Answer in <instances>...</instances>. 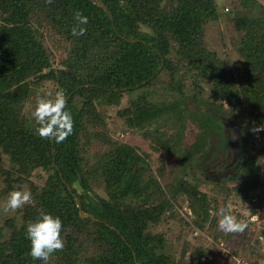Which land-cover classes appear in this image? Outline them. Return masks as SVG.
Listing matches in <instances>:
<instances>
[{
    "label": "trees",
    "instance_id": "obj_1",
    "mask_svg": "<svg viewBox=\"0 0 264 264\" xmlns=\"http://www.w3.org/2000/svg\"><path fill=\"white\" fill-rule=\"evenodd\" d=\"M96 1L107 12L92 0H0V154L10 163L0 167V174L5 192L26 184L34 199L23 207L19 226L8 219L0 227V264H43L31 258L26 237L27 224L41 212L63 221L65 247L51 257L54 264H77L86 242L98 250L87 264H172V256L161 253L164 235L148 228L174 219L184 222L175 209L184 194L196 216L193 223L202 229L209 221L206 194L184 180H196L193 170L207 147L223 154L230 149L227 136L232 134L223 116L242 135L234 151L238 166L230 176L239 183L235 194L246 199L264 188V164L254 154L264 153V144L255 146L245 128L264 123V5L257 0L232 4L229 14L235 12L231 22L242 34L237 51L243 61L234 76L204 40L205 25L219 19L216 0ZM78 11L88 17L87 32L79 37L72 35ZM42 29L68 46L59 69L52 68L42 45ZM189 78L193 88L186 93L183 81ZM42 83L64 92L75 122L74 134L60 144L40 138L38 125L22 115ZM199 83L207 85V98ZM162 88L177 91L181 99L158 104L154 95ZM125 95L127 105L118 108ZM108 108H118L116 117L130 133L142 132L177 158L170 199L152 175L144 181L143 156L101 129ZM186 120L197 130L192 145L182 150ZM153 121L157 127L173 124L174 132L151 135ZM98 142L105 148L91 153L90 146ZM95 184L103 186V195L95 192ZM75 199L96 221L81 218ZM232 253L227 264L238 255Z\"/></svg>",
    "mask_w": 264,
    "mask_h": 264
},
{
    "label": "rangeland",
    "instance_id": "obj_2",
    "mask_svg": "<svg viewBox=\"0 0 264 264\" xmlns=\"http://www.w3.org/2000/svg\"><path fill=\"white\" fill-rule=\"evenodd\" d=\"M257 1L264 5V0ZM238 2L240 1L216 0L219 19L215 22H209L204 27V40L207 48L217 54L219 60L224 63L223 65L234 76H237L241 72L243 66V61L237 51L240 47L242 34L235 30L231 22V18H233L235 12L234 14L233 12L229 14L232 11L231 7L235 6L232 4ZM42 34L44 36L42 45L52 63V68L59 69L61 67L60 62L68 56V46L52 40H56L57 38H48L44 29H42ZM189 79L183 81V88L186 93L192 92L193 88V80L192 78ZM199 85L204 88V97L207 98L209 91L207 85L200 83ZM49 93H56L53 83H42L38 87V90L30 97V100L23 105L22 115L33 124H37L31 115L34 111L37 98L39 96H46ZM154 96V100L158 104L181 99L177 91H165L163 88L159 89ZM128 100L129 97L125 95L118 108L125 107ZM185 106L192 107L190 103L185 104ZM118 108L107 109L108 118L106 119V124L101 129L110 135L113 141L130 145L143 156L147 162L145 168L148 169L144 181L152 175L166 193V199H170L171 189L176 185L175 179L177 176L175 175L178 174L177 158L171 157L165 151L158 149L157 143L149 137H144L142 132L130 133L128 127L116 117L115 113H117ZM223 120L229 124V132L232 134L230 137L227 136L228 142L231 143L230 149L227 150V153L223 154L221 150L210 149V146L207 147V151L199 154L202 159L201 161H197L193 170V177L196 180H184L188 183V186L196 187L206 194L209 205V221L202 223V229L193 223L196 216L188 208L189 203L186 194H184L178 196L175 206L178 215L184 219V222L174 219L169 223L161 222L150 225L148 228L149 232L153 234L159 233L164 235L166 245L161 253L172 256V264H227L230 261V255L233 254L232 250L238 252L236 258L241 257L248 264H264V188L249 192V197L246 199H243L241 195L237 196L235 194L236 191L233 188L239 185V183H233L230 176L234 174L238 166V164L236 165L238 157L234 159V151L239 150L238 145L242 135L230 117L223 116ZM238 122L241 123L240 126H244V117L239 116ZM262 124L264 123L260 122L245 127L247 132L252 134L255 146L264 144V136L262 135L263 131L255 133L252 129L254 126L258 127ZM184 125L183 138L180 143L182 150L192 145L197 130L190 120H186ZM149 129H151V135L154 136H156L157 130L165 136H169L174 132L173 124L167 127L165 125L157 127L154 121ZM226 133L228 134V130ZM104 148L98 142L92 144L89 149L93 153ZM154 148H157V150H154ZM214 151H217V154L213 159H210V155L214 154ZM254 154L257 156V160L264 157V153L256 152ZM259 162L264 164V160H260ZM229 165L231 167L227 176L224 174V170ZM160 166L162 167L161 174L158 171ZM0 167L4 169L10 167L7 158L1 154ZM32 181L38 186L41 185V182L34 176L32 177ZM5 188L6 185L2 181L0 174V227H3L4 222L8 219H11L15 225L19 226L21 224L23 207L15 212L5 213L3 211V204L11 192H5ZM93 188L95 192L103 195L104 189L101 184H95ZM228 189L231 190L230 194L227 193ZM21 190H27V185L24 184ZM229 204H231L232 215L238 220L246 221L249 225L243 233H225L218 228L219 209ZM186 243H188L187 247L184 245ZM97 252L98 250L95 246L92 244L87 245L86 242L77 264H87L90 257L94 256ZM49 264H54V260L50 259Z\"/></svg>",
    "mask_w": 264,
    "mask_h": 264
},
{
    "label": "clouds",
    "instance_id": "obj_3",
    "mask_svg": "<svg viewBox=\"0 0 264 264\" xmlns=\"http://www.w3.org/2000/svg\"><path fill=\"white\" fill-rule=\"evenodd\" d=\"M53 0H46L51 4ZM76 25L72 28L73 36H83L87 29L83 25L88 24V17L82 12L75 13ZM32 118L37 123L36 129L40 138L50 140L56 144L63 143L74 134L75 122L70 110H68L67 97L63 91H57L54 95L39 96L36 100ZM253 132L264 131V124L253 127ZM264 160V157L258 160ZM34 203L33 194L29 190H12L5 203L3 211L15 212L26 204ZM218 228L225 233H243L248 227L244 220H238L231 213V204L221 207L218 212ZM63 221L59 216L41 212L35 221H30L26 228V237L31 243L30 256L33 260H41L43 264H49L54 253L63 251L65 242L62 237Z\"/></svg>",
    "mask_w": 264,
    "mask_h": 264
},
{
    "label": "water",
    "instance_id": "obj_4",
    "mask_svg": "<svg viewBox=\"0 0 264 264\" xmlns=\"http://www.w3.org/2000/svg\"><path fill=\"white\" fill-rule=\"evenodd\" d=\"M92 1L96 2V4H97L98 6H100L105 12H107L105 6H104L101 2L96 1V0H92ZM75 200H76V202H77V208H78L79 215L81 216V218H82V219H90V220H92V221H96L92 215L85 214L84 212H82V210H81V206H80V203H79V200H78V199H75Z\"/></svg>",
    "mask_w": 264,
    "mask_h": 264
},
{
    "label": "built area",
    "instance_id": "obj_5",
    "mask_svg": "<svg viewBox=\"0 0 264 264\" xmlns=\"http://www.w3.org/2000/svg\"><path fill=\"white\" fill-rule=\"evenodd\" d=\"M230 264H248V262L241 257L236 258V256H232Z\"/></svg>",
    "mask_w": 264,
    "mask_h": 264
},
{
    "label": "flooded vegetation",
    "instance_id": "obj_6",
    "mask_svg": "<svg viewBox=\"0 0 264 264\" xmlns=\"http://www.w3.org/2000/svg\"><path fill=\"white\" fill-rule=\"evenodd\" d=\"M231 166L229 165V166H227V167H225V170H224V174H226L227 176H228V174H229V168H230ZM214 172V171H213Z\"/></svg>",
    "mask_w": 264,
    "mask_h": 264
}]
</instances>
